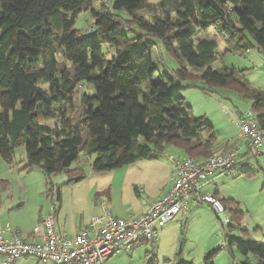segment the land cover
I'll use <instances>...</instances> for the list:
<instances>
[{"label":"trees","instance_id":"16d2710c","mask_svg":"<svg viewBox=\"0 0 264 264\" xmlns=\"http://www.w3.org/2000/svg\"><path fill=\"white\" fill-rule=\"evenodd\" d=\"M151 3L0 0L3 159L14 163L15 150L24 145L29 168L41 166L48 177L65 172L75 182L85 177L81 168L70 169L82 152L96 156L94 170L109 171L159 157L166 145L196 159L235 147L233 141H227V148L219 146L214 126L184 105L183 83L194 79L203 81V90L230 88L249 98L264 127V91L233 68L212 67L215 38L195 42L200 31L213 27L231 49L248 50L255 43L264 52V0H178L175 16L164 2L163 11ZM145 7L154 9L150 18L138 12ZM117 10H126L129 18ZM83 11H91L90 30L76 28ZM161 44L186 65L156 78L152 51ZM105 45L114 48L111 57ZM83 84L93 93L82 92ZM48 185L53 192V183ZM214 196L225 209L231 207L230 200ZM239 248L245 256H255L243 264H264V244ZM205 264H214L210 255Z\"/></svg>","mask_w":264,"mask_h":264},{"label":"rangeland","instance_id":"374dc122","mask_svg":"<svg viewBox=\"0 0 264 264\" xmlns=\"http://www.w3.org/2000/svg\"><path fill=\"white\" fill-rule=\"evenodd\" d=\"M148 1L160 11H163L160 3L164 2L171 10V15L175 16L174 7L178 0ZM95 8L99 10V3ZM117 12L129 18L126 10ZM138 12L150 18L154 9L145 7ZM93 22L91 11H83L77 17L76 28L90 30ZM124 30L127 33L130 31L126 26ZM214 30L210 27L200 31L195 38V42L202 37L216 39L217 53L212 67L233 68L252 87L264 91V52L255 43L248 50L234 46L231 49ZM104 52L107 57H111L114 48L105 45ZM172 53L162 44L152 51V59L158 66L156 78L166 72L173 74L186 65ZM58 58L63 60L64 57L59 55ZM190 69L194 74H200L199 70ZM202 84L201 79L183 83L184 105L192 108L195 117H205L214 126L219 145L236 140L246 145L245 138L239 136L237 117L247 109H253L250 99H245L230 88L203 90ZM82 92L93 93L87 84H83ZM47 124L54 125V120H48ZM169 155L183 157L179 148L166 145L165 153L159 157L143 158L109 171H96L92 168L96 156L82 152L70 169L81 168L85 177L74 182L65 172L48 177L41 166L29 168L26 149L22 145L15 150L14 163L10 164L0 156V223L12 225L13 228H18V224L34 228L42 218L52 214L57 229L60 227L64 231L65 228H74L79 222H90L92 215H98L94 214L96 209L99 207L102 210L103 203L114 215L126 217L127 213H134L140 208L151 192H158L161 186L165 191L170 186L172 175L169 171ZM248 158L245 166L232 173H222L204 188L209 194L218 193L220 197L231 201V207L226 210L229 218L227 223L209 203L192 204L188 213L181 211L164 226L156 225L159 228L158 238L153 242L115 253L105 264H205L209 255L214 264L253 262L255 256L251 252L245 256L239 244H264V152L255 154L249 150ZM49 181L54 185L53 192L61 195L56 206L53 204L54 193L50 190ZM231 240L236 241L231 245L232 250ZM15 264L58 263L26 258Z\"/></svg>","mask_w":264,"mask_h":264},{"label":"built area","instance_id":"2783aa9c","mask_svg":"<svg viewBox=\"0 0 264 264\" xmlns=\"http://www.w3.org/2000/svg\"><path fill=\"white\" fill-rule=\"evenodd\" d=\"M237 125L240 138H246L250 151L263 153L264 127L257 120L254 110L249 108L238 114ZM240 151L241 146L237 145L227 152H218L204 159L171 155L172 182L169 188L160 197L148 199L147 210L140 216H116L103 203L102 213L93 215L88 226L74 237L57 229L52 214L34 226L37 239L33 241L24 239L19 233L6 235L0 231L1 262L15 264L20 259L35 258L58 264H105L115 253L153 242L156 238L155 226H164L179 212L185 211L191 197L198 204L209 203L227 223V209L216 196L201 193L202 182L214 172L232 173L245 166L249 158L241 160ZM52 196L56 206L59 196L57 193Z\"/></svg>","mask_w":264,"mask_h":264},{"label":"crops","instance_id":"0c3cea01","mask_svg":"<svg viewBox=\"0 0 264 264\" xmlns=\"http://www.w3.org/2000/svg\"><path fill=\"white\" fill-rule=\"evenodd\" d=\"M204 38V37H203ZM240 136V135H239ZM243 138H245V137H242L241 139H243ZM240 139V138H239ZM242 141V140H241ZM247 140H246V138H245V144L246 145H244L243 143H241L239 140H236V141H233V144H235V146H237V145H240L241 146V151H240V159L241 160H245L246 158H248V151L250 150L249 149V147L247 146ZM226 143L227 142H225V143H222L221 145H219V146H221L222 148L223 147H228V146H226ZM230 146V145H229ZM220 147V148H221ZM224 149V148H223ZM227 151H229V150H226V151H222V152H227ZM171 155H169V157H170ZM184 157V156H183ZM171 166H172V162H170V165H169V171H170V173H171ZM221 174L220 173H218V172H214L210 177H209V179L208 180H205V181H203L202 182V188H201V193L202 194H205V193H207V192H205L204 191V188H205V186L206 185H209V184H212V182H213V180L214 179H216V178H218V176H220ZM171 183V182H170ZM169 188V187H168ZM167 188V189H168ZM166 189V190H167ZM142 190H144V189H142ZM165 190V191H166ZM145 191H146V187H145ZM164 190H162V186L159 188V191L158 192H151V195L149 196V197H147L145 200H144V203L140 206V208H138V209H136V211L134 212V213H127V215H126V217H128L129 215H134V216H140V215H142L146 210H147V207H148V205H147V200L148 199H156V198H158V197H160L164 192H165ZM205 192V193H204ZM207 194H209V193H207ZM211 194V193H210ZM209 194V195H210ZM211 195H214V194H211ZM219 197H220V195H219ZM221 199H223L222 197H220ZM60 200H61V195H60ZM195 203H197L196 201H195V199H194V197H191L190 199H189V202H188V206H187V209L185 210V211H183V213L184 212H187L188 213V211H190L191 210V205L192 204H195ZM190 209V210H189ZM102 211L103 210H101L99 207L96 209V213H94V214H101L102 213ZM114 214V213H113ZM50 215V214H49ZM93 216V215H92ZM117 216V215H116ZM46 217V216H45ZM44 217V218H45ZM121 217V216H120ZM176 217V216H175ZM44 218H42V220L44 219ZM41 220V221H42ZM40 221V222H41ZM39 223V222H38ZM38 223H36L35 225H37ZM86 224V225H85ZM88 224H89V221L86 223H82V222H79L78 224H77V226H75L74 228H65V230L64 231H66L71 237H74L81 229H83V228H85V227H87L88 226ZM34 225V226H35ZM18 226V228H13L12 227V225H3L2 223H0V231H2V232H4L6 235H11V234H13V233H19V235L20 236H22L24 239H26V240H29V241H33V240H36L37 239V234H35L34 232H33V228H25L24 227V225H21V224H18L17 225ZM33 226V227H34ZM67 227V225L66 224H64V227ZM159 227V226H158ZM158 227H156L155 226V228H156V238H158V232H159V228ZM59 229H60V227H58ZM140 245V244H139Z\"/></svg>","mask_w":264,"mask_h":264},{"label":"water","instance_id":"95a60500","mask_svg":"<svg viewBox=\"0 0 264 264\" xmlns=\"http://www.w3.org/2000/svg\"><path fill=\"white\" fill-rule=\"evenodd\" d=\"M222 217V215H220Z\"/></svg>","mask_w":264,"mask_h":264}]
</instances>
